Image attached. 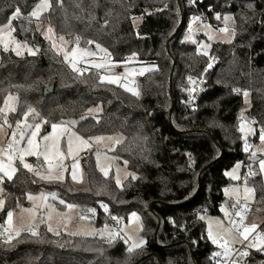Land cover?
I'll return each mask as SVG.
<instances>
[{"label": "trees", "instance_id": "16d2710c", "mask_svg": "<svg viewBox=\"0 0 264 264\" xmlns=\"http://www.w3.org/2000/svg\"><path fill=\"white\" fill-rule=\"evenodd\" d=\"M38 2L0 0V26L19 7L20 16L11 21L15 33L39 47L36 55L24 56L0 49V107L9 94L17 96L16 112L7 114L13 128L30 107L40 122L47 121L44 133L61 121H76L75 130L86 138L121 133L114 155L128 161L136 179L130 176L117 186L85 155L87 184L78 188L69 179L44 181L17 162L13 178L2 181L0 223L5 224L8 210L27 206L30 193L43 191L63 200L61 208L97 207L92 220L97 228L118 225L113 216L124 221L137 212L146 241L128 253L123 235L109 242L55 234L38 225L37 235L25 231L11 241L0 237V264H213L217 245L198 217L220 214L227 201L224 189L232 183L225 173L235 163L264 159L262 154L253 160L244 151L239 131L241 90L250 97L246 118L264 127V0H62V7L52 0L37 20L29 13ZM225 15L233 18L232 41H213L204 51L187 38L192 16L220 27ZM138 18L142 22L136 26ZM40 22L74 44L102 46L116 61L135 53L156 68L139 79L138 96L117 84H102L101 72L72 71L43 37ZM19 24L27 30L25 37ZM49 86L53 91L45 94ZM254 137L257 141L258 134ZM246 181L255 191L253 208H264V171ZM250 262L264 264V250L254 248Z\"/></svg>", "mask_w": 264, "mask_h": 264}, {"label": "rangeland", "instance_id": "374dc122", "mask_svg": "<svg viewBox=\"0 0 264 264\" xmlns=\"http://www.w3.org/2000/svg\"><path fill=\"white\" fill-rule=\"evenodd\" d=\"M40 2H41V0H39V2L37 4H39ZM51 2H52V0H50V5H51ZM36 5L34 6V8L36 7ZM49 9H50V7L47 8L46 10L42 11L39 18H37V17H33V18L39 20L41 18V16L45 12H47ZM225 16H229L232 18L231 15H225ZM224 17L221 21L220 27L216 26V24L213 25L210 22L203 21V20L192 21V27H191L192 38H191V40L192 39L197 40V42L199 43V46L202 47L204 51H206V50L208 51V49L210 47V43L213 41H232L234 38V35H235V31L233 33V29H234L233 18L228 20V21H225ZM218 20H220V19H218ZM141 22H142V19L138 18L135 21V25L139 26L141 24ZM206 24L211 25V28H205L204 25H206ZM37 25H38V28L41 29L43 37L46 40L50 41L52 47H53V44H55V47H53V48L55 49V51L60 53L63 57H64L65 51L70 52L72 47L78 45V44H74L71 39H68L65 36H63L64 40L61 41L59 39V37H61L62 35L56 34L53 27L49 23H41L40 22ZM49 27H51L53 30L51 33L47 32V29ZM224 27L228 28V32L219 31V29L224 28ZM11 29H12L11 37H14L15 41L20 43L21 45L26 44L27 47H21L18 49L21 53L20 55H17L16 51H13V48L16 47V45L14 43H9L8 50H11L17 56L36 55L39 52L38 46L33 45V44L29 43L28 40L21 39L18 37V35H16L15 28H14V26H12V23H11ZM46 34H47V36H50L51 39H47ZM188 34H189V32H188ZM188 34H187V37H188ZM4 39L7 42V41H10L11 38L8 36H5ZM78 47L81 49H87L89 52L94 53L95 55H89V56H86L84 59L79 60L77 67L81 68L82 70L85 68H87L88 70H91V69L96 70L99 73L101 72V75L104 74L103 69H96V68L92 67V62L100 63V62L104 61V53L101 52L100 49H98L96 47V45H94V47H92V46L91 47H89V46L82 47V46L78 45ZM100 48H103V47L100 46ZM0 49L4 50L3 45H0ZM29 49H31V52L29 51ZM103 49H105V48H103ZM130 57H132V55H130L124 61H116L113 59V57L110 54V58L108 59V64H109V66H111L112 72L115 74H121V73L125 72L126 68H128V69H133V68L139 69V68L143 67V68L150 69L149 71L156 68L155 63L140 60L137 57V55H135V57H133L132 59H129ZM67 62L70 66L69 61H67ZM147 72L148 71H146L145 73H147ZM143 75L137 74L134 77H129V80L127 81L128 86L135 88L139 92V95L141 93L140 88H139V79ZM123 82L124 81H122V83ZM12 97H14V99L11 100L9 103L16 108L17 96L15 94H12ZM249 105H250L249 93H248L247 98H245L244 93H243V107H244V109L249 107ZM21 120H24V117ZM242 121L246 124L247 127L255 129L254 126L248 122V120H242ZM0 123H2V120H0ZM28 123H33V124L41 123L39 121V115L37 112L34 111L33 113H30V118L28 119ZM74 124H67L66 127L68 129H70V131L75 132L77 135L82 136L80 133H78L75 130V128L73 126ZM22 127H23V125H22ZM42 129H43V124H41L40 131L36 137L37 142H39V143H43L42 137L44 135H47L48 133H50L52 131V128H50V130L47 133H44ZM6 132H7V136L11 135V132L7 131V129H6ZM30 134H31L30 132H25V137L30 136ZM242 134H243V137L245 138L246 141L249 139V137H251L253 135V134H248V133H242ZM82 137H84V136H82ZM94 137H103V139L100 141L90 140L89 142L91 144V147L87 148V149H83L78 153L77 160L75 161L78 164V168H77L78 179L77 180L72 179V164L74 161L71 158H66L65 163H66L67 167H66L65 171L63 172V177H64L63 180H55V179L49 180V179L45 178L48 175V166H47V163L44 161L43 156H39V157H37V156H25L24 162L27 164H30L32 166L31 172L36 174L38 177H40L44 181H65L66 179H69V181L73 185H75L76 187L83 188L86 186L87 182H86V179H85V176L83 173V169H82V165L85 162V158L82 156V153L84 152L85 155L89 156V158H93L96 168L103 174V172L100 170V168L97 167V154H99L101 167H105L108 169V172H109L108 176L112 175L114 177L115 182H116V178L118 177L121 181V183H120V186H121L122 183L128 177L131 176L129 174L135 175V173L130 171L127 164L119 161L115 157L114 151H115L116 145H118V144H116L113 147L114 142L112 140H109L108 138L109 137H116L122 141L123 135L121 133H115V134H111V135H98V136H94ZM84 138L87 139L86 137H84ZM66 139H67L66 136L61 137V141L64 142L65 145H66ZM257 140L259 142L260 139L258 138ZM258 142H257V144H258L257 148H255V150H254L255 155L254 156L251 155L253 160L259 159V156L264 154V144L258 143ZM7 143H8V140L4 136V134H0V146H3ZM19 147H21V148L27 147V139L26 138L20 141ZM62 151H66V147L63 148ZM257 154L258 155L261 154V155L256 156ZM32 157L40 160L39 162L41 165H39L35 162H31L29 159ZM0 161H2L5 165H7L9 163V161L7 160V155H0ZM17 162H20L18 157L14 158L12 161V165L15 169H17L16 168ZM238 164H239V167L236 169V175H238L239 179L233 180L231 178V176L227 175L232 180L231 185L228 186L227 188L230 190V193H231V190L234 188L239 189V195L241 197V201L243 202V197H244L243 188L245 187V181L246 180L245 181L241 180L242 162L235 163L233 165V167L227 173H231L233 171V169L236 168V166ZM15 172H14L13 176L15 175ZM37 173H39V174H37ZM57 174H59V173H57ZM0 175H3V173H0ZM246 182H247L246 186L253 190V192L250 194L249 199L247 201V205H250L254 202L255 191H254L253 186L248 181H246ZM0 188L3 189L2 182H0ZM2 193H3V191L0 192V198H2ZM30 194L32 195L33 199L29 200L27 197L28 205L24 206V207H20V208L13 211L12 226L15 228L21 229V233L25 232L28 229L29 224L31 223V224H34L36 231H37L38 225H45L48 229V225L50 224L52 229H53L50 232L55 233V234L65 233V234H68L71 236H99V237H103L100 235V230L105 229V228L95 227L94 224L92 223V219H89L87 217L82 219L81 217H85V216L78 213L79 207L77 205L73 209H68L66 206L64 208H61L60 207V204H61L60 201L61 200L58 199L57 197H54L52 195L47 194L46 192L40 191L38 193H30ZM224 195H225V192H224ZM41 196L47 197L46 204H45V201L41 199ZM225 197L228 201H231L232 204L235 203L236 197L234 194L225 195ZM34 205L40 206L35 211L36 221H32L29 213L22 211V209L32 208ZM73 205H75V204H73ZM47 206H50V207H47ZM222 206L230 213L231 206H227L226 203H224ZM1 210L2 209H0V212H1ZM49 212H51V215H52L51 220L47 219ZM58 213L60 215H58ZM132 213H135L136 216L139 217V220L137 221L135 219H132V222L129 223V218H130V215ZM132 213H130L128 215V217L126 218V220H124L123 223L120 225L122 233H123V237H124L125 241L128 240L129 237H131L132 239H135L137 242L140 239H143L144 241H146L145 237L142 235L141 217L137 212H132ZM41 217H44V219H45L44 223L38 222ZM203 217H204V221L206 223L207 233H208L209 224H211L212 231L214 234L221 233L225 228L232 227L229 224L228 218L225 217V214H224V212L221 211V209H220V214L206 213L203 215ZM218 221H223V225L219 224ZM263 221H264V208H259V207H255L253 209L252 215L249 216L248 218H246V224H249V225L252 223H255L259 226L262 224ZM0 225H1V223H0ZM4 226L7 227V225H5V224H4ZM93 232L95 234H88V233H93ZM14 237H16V236L13 233V238ZM228 239L231 242H233L232 246H234L237 244H241L240 241L242 238L239 236L238 233H235L232 230L231 235L228 237ZM129 243H130V241H129Z\"/></svg>", "mask_w": 264, "mask_h": 264}, {"label": "snow or ice", "instance_id": "6c2138e0", "mask_svg": "<svg viewBox=\"0 0 264 264\" xmlns=\"http://www.w3.org/2000/svg\"><path fill=\"white\" fill-rule=\"evenodd\" d=\"M56 2L58 4H60V6L62 7V0H56ZM94 2V0H93ZM191 2V0H190ZM50 5V0H41V2L39 4L36 5V7L32 10L31 13H29V16L31 17H40V14L42 11L46 10L47 8H49ZM165 7H167V5H165ZM247 7H251V5H247ZM20 8L16 7L12 12L11 15L8 17V22L2 26H0V45H3L4 50L7 51L9 48V43H14L16 45L15 48H13V51H16L17 55H20V51L18 50L21 47H27L26 44L21 45L20 43L16 42L14 37H11V21L13 18H16L18 16H20ZM216 18L220 19V14L217 13L216 14ZM202 17L200 16H193L189 22V34H188V39H191V27H192V21H197V20H201ZM232 19L229 16H225L224 20L228 21ZM105 23H107V21H105ZM205 28H211V25H204ZM39 30V29H38ZM53 30L51 27H49L47 29L48 33H51ZM219 31L221 32H228V28L224 27L219 29ZM234 29H233V33H234ZM207 34V33H206ZM8 36L10 37V41H5L4 37ZM46 38L47 39H51L50 36H47L46 34ZM59 39L61 41L64 40V37L61 36L59 37ZM76 40H79V37H76ZM88 43H92V41H88ZM53 47H55V44H53ZM96 47L98 49H100L101 52L104 53V61L100 62V63H96V62H92V67L96 68V69H103L104 70V74L99 76V82L100 83H109V84H118L120 87L125 88L127 91L133 93L134 95H139V92L133 88V87H129L127 81L129 80V77H134L137 74L139 75H143L146 71H149L150 69L148 68H139V69H125L124 73L121 74H115L112 72L111 66H109L108 64V59L110 58V53H108L107 49H103L100 48V45H96ZM29 51L31 52V49H29ZM206 54V53H205ZM89 55H95L94 53L89 52L87 49H81L77 46L72 47L71 51H65L64 52V59L66 61H69L70 63V67L72 69V71L76 72L77 74H81L82 71H87L88 69H81L79 67H77V64L79 62V60L84 59L86 56ZM133 57H135V53L132 54V57H130L129 59H132ZM209 68L212 67L211 64L208 65ZM207 70V69H206ZM189 82L190 83H195V81L192 80V77H189ZM122 81H124L122 83ZM195 89H189V92L191 93L192 91H194ZM233 91H239L238 89H233ZM244 96L245 98H247L248 93L247 91L244 92ZM191 98V97H190ZM14 97H12L11 94H9L7 97L4 98V107H0V114H3L4 119L2 121V123H0V134H4V136L7 138L8 143L6 145L0 146V155H7V160L9 161V163L7 165H5L2 161H0V173H3V175H0V182H2L4 180V178L6 177L8 180H11L13 178V174L16 171V169L13 167L12 165V161L14 158H19L20 162L23 164L24 168L29 169L30 171L32 170V166L30 164H27L24 162V157L25 156H43L44 161L47 163L48 166V175L47 177H45L46 179L52 180H63V172L65 171L67 165L65 163L66 158H71L74 162L72 164V179L73 180H77L78 176H77V168H78V164L75 162L77 160L78 157V153L83 150V149H87L91 147L90 144V140H96V141H100L103 139V137H89L87 139H85L82 136L77 135L75 132L70 131V129H68L66 127L67 124H74L76 123V121H61L59 124L58 123H52L51 124V128L52 131L50 133H48L47 135H44L42 137L43 139V143H39L37 142V135L40 131L41 128V124L43 123H47V121H41V123H28V119L30 118V113H33L35 110L30 108L25 111L23 113L24 116V120H16L15 122V127L13 128L12 124L9 123L8 119H7V113L8 112H16V108L14 106H12L9 102L11 100H13ZM91 111V110H89ZM81 119H83V117H81ZM23 125V127H22ZM7 131L11 132L10 136H7ZM239 131L241 133H248V134H254L255 133V129L247 127L246 124L241 121V124L239 126ZM25 132H30V136L25 137ZM62 136H66V145L64 142L61 141V137ZM27 139V147L21 148L19 147L20 141L23 139ZM109 140H112L113 143V147L116 144H120L121 140L119 138L116 137H109ZM259 139L261 141L262 144H264V127H261L259 129ZM66 147V151H62L63 148ZM249 150V145L247 142H245L244 145V151H248ZM125 164L128 163V161H124ZM260 169L261 171H264V159L260 160ZM97 167L100 168V170L103 172V174L107 177L109 175L108 169L105 167H101L100 165V156L99 154H97ZM239 167V164L236 166V168L233 169V171L231 173H225L226 175L231 176V178L233 180H238L239 177L238 175H236V169ZM59 173V174H57ZM39 174V173H37ZM131 175L132 179H136L134 174H129ZM120 179L117 177L116 178V184L117 186H120ZM246 181H245V187L243 188V192H244V197H243V202L241 201V197L239 195V189H232L231 193L230 190L228 188L224 189L225 195H230V194H234L236 197L235 203L232 205L233 209H239L238 211H235V216L239 217V220H233L231 219V214L223 207L221 206V211L224 212L225 217L228 218L229 224L232 227L229 228H225L221 233H217L214 234L212 231V227L211 224H209V228H208V234H207V238L213 243V244H218L220 248L223 249V255L225 257H229L231 255V253L234 251L233 247H232V243L228 237L231 235L232 232V228L234 227L235 230L237 231V233L239 234V236L242 238L240 243L242 246H244L246 244L247 248H258L260 250H264V232L259 231V227L257 224L252 223V224H246L244 223L245 221V216H244V212L246 210L247 207V201L249 199L250 194L253 192L252 189L248 188L246 186ZM3 189L0 188V192H2ZM51 195L55 196V193H52ZM28 199L32 200L33 197L31 194L28 195ZM41 199L45 201H47V197L46 196H41ZM61 204H65V202L63 200L60 201ZM5 205V201L4 199L0 198V209H3ZM19 206V205H18ZM40 207V206H36L34 205L32 208H27V209H22L23 212H27L29 213V215L31 216L32 221H36V216H35V211L36 209ZM50 207V206H47ZM66 207L68 209H73L76 207V205L73 204H67ZM105 207V211H107V206ZM88 212L91 213H95V209L90 208L87 210ZM58 215H60L58 213ZM12 218H13V211L12 210H8L7 211V219L5 220V225H7V227H5L4 225H0V229H2V231H0V235H3L5 233H7V240L11 241L13 239V233L15 234V236H20L21 234V229L15 228L12 226ZM86 218V217H81ZM199 219H204L203 216L198 217ZM48 220L52 219V215L51 212L48 213L47 216ZM112 219L114 221H116L117 223L120 222L121 218L115 217L113 216ZM132 219L135 220H139V217L136 216L135 213H132L130 215L129 218V223L132 222ZM45 219L44 217H41L39 220V223H44ZM219 224L223 225V221H218ZM52 227L49 224L48 225V231H52ZM28 231H30L32 233V235H37V232L35 230V226L34 224H29L28 227ZM105 232H107V237L109 239V242L112 239H115L118 235L119 232L114 231L109 229L107 226H105V229L100 230V235L104 236ZM88 234H95L93 233H88ZM254 237V238H253ZM130 241V243H129ZM126 244H129V246L127 247L126 251L128 253H131L133 250L139 248L140 246H142L145 241L143 239H140L138 242L135 239H132L131 237L128 238V240L125 241ZM248 254L247 250H242V251H237V255L240 257L246 256ZM221 253L216 252L213 253V256L218 257L220 256ZM225 264H229V262H225ZM230 264H239L238 261H231Z\"/></svg>", "mask_w": 264, "mask_h": 264}, {"label": "built area", "instance_id": "2783aa9c", "mask_svg": "<svg viewBox=\"0 0 264 264\" xmlns=\"http://www.w3.org/2000/svg\"><path fill=\"white\" fill-rule=\"evenodd\" d=\"M199 85H200L199 82H196L195 87H198ZM243 93H244V91L241 90L240 91V94H241L242 97H243ZM244 110L245 109L243 108V111H242V113L240 115L241 120H248V122L251 125L254 126V128L256 130L255 131V134L256 135L258 134V138H259V128H257L255 126V124H254V122L252 120H249L248 118H246ZM254 135H252L251 137H249V139L247 141H245L249 145V150L247 151V152H249V154H251V152L258 145L257 144L258 140L257 141L255 140ZM259 142H260V140H259ZM260 170H261L260 169V164L256 163L255 161H252V162L245 161V162H243L242 163V168H241V180L242 181H245V180H247L249 178H252V177L256 176L260 172ZM232 205H231V211H230L231 219L238 221L239 220V217H236L235 216V211H238L239 209L238 208L237 209H233L232 208ZM88 209H90V208H88L86 206H80L79 207V212H80L81 215H83V216H85V217H87L89 219H92V220L96 219L99 209L97 207H94L93 209L96 210L95 213L88 212L87 211ZM253 209L254 208H253L252 204L247 205L246 210L244 212V216H245L244 223H246V218H248L249 216L252 215ZM122 222H123V219L121 218L120 219V222L118 223V225H114V231L119 232V235L118 236H121L122 235L121 226H120ZM263 225H264V221L262 222L261 225H259L260 227H259L258 230L261 231V232H264ZM232 230L235 233H237V231L235 230L234 227L232 228ZM26 232L29 233V234H32L30 231H28V229L26 230ZM0 237L1 238H4L5 240H7V233H5L3 235H0ZM103 239L105 241H109L107 235H104L103 236ZM216 245H217V250L214 253L219 252V253H221V255L218 256V257L212 256V263L213 264H225L226 261L229 262V264H230V262L233 261V260L238 261L239 264H251L250 257H251L252 250L254 248H247L246 247V244L244 246H242L241 244H237V245L232 246L233 249H234V251L231 253V255L229 257H225L223 255V249L220 248L218 244H216ZM245 249L248 252V254L246 256L240 257V256L237 255V251H242V250H245Z\"/></svg>", "mask_w": 264, "mask_h": 264}, {"label": "water", "instance_id": "95a60500", "mask_svg": "<svg viewBox=\"0 0 264 264\" xmlns=\"http://www.w3.org/2000/svg\"><path fill=\"white\" fill-rule=\"evenodd\" d=\"M19 28H20V35L22 37H25L27 35V30L26 28L22 25V24H19ZM90 46V45H89ZM53 91V86H49L45 89V94H49ZM226 203V202H225Z\"/></svg>", "mask_w": 264, "mask_h": 264}, {"label": "crops", "instance_id": "0c3cea01", "mask_svg": "<svg viewBox=\"0 0 264 264\" xmlns=\"http://www.w3.org/2000/svg\"><path fill=\"white\" fill-rule=\"evenodd\" d=\"M89 47H91V46H89ZM255 134V133H254ZM253 134V135H254ZM259 143H261V141L259 142ZM257 148V147H256ZM255 150V149H254ZM254 150L251 152V155L252 156H254L255 154H254ZM85 153L83 152L82 153V156L84 155ZM259 155H261V154H259ZM258 154L256 155V156H259ZM85 156V155H84ZM226 204H227V206H231V204H232V202L231 201H226ZM79 214H80V212H78ZM39 222V221H38ZM105 226H107L109 229H111V230H114V225H105ZM102 228V227H101ZM103 228H105L104 226H103ZM122 231V230H121ZM105 235H107V232H105ZM122 235H123V233H122Z\"/></svg>", "mask_w": 264, "mask_h": 264}]
</instances>
